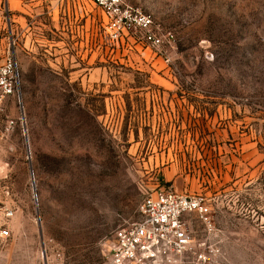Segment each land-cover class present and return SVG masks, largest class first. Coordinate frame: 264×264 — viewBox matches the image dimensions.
<instances>
[{
  "label": "rangeland",
  "instance_id": "1",
  "mask_svg": "<svg viewBox=\"0 0 264 264\" xmlns=\"http://www.w3.org/2000/svg\"><path fill=\"white\" fill-rule=\"evenodd\" d=\"M175 34L169 60L105 45L101 11L0 0V264H106L161 186L198 195L170 263L264 264V0H127ZM12 121V122H11Z\"/></svg>",
  "mask_w": 264,
  "mask_h": 264
},
{
  "label": "built area",
  "instance_id": "2",
  "mask_svg": "<svg viewBox=\"0 0 264 264\" xmlns=\"http://www.w3.org/2000/svg\"><path fill=\"white\" fill-rule=\"evenodd\" d=\"M2 1L9 10L10 0ZM19 1L36 4L48 16L58 15L69 5L77 7L80 13H87L86 5L89 3L101 11L104 22L101 24L100 39L105 45H118L126 40L140 41L167 61L174 47V32L161 27L152 15L127 0ZM17 88L13 63L9 60L0 64V97L14 95ZM137 211L138 219L118 226L110 233V256L106 264H151L158 260L170 263L176 254L186 251L192 241L184 216L194 213L205 223L209 222V207L202 197L180 194L166 186L146 193ZM13 215L14 211L9 207L0 209V240L9 236L8 221Z\"/></svg>",
  "mask_w": 264,
  "mask_h": 264
}]
</instances>
